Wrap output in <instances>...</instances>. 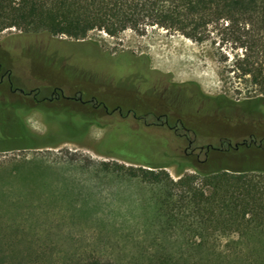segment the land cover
Wrapping results in <instances>:
<instances>
[{
  "label": "rangeland",
  "instance_id": "rangeland-1",
  "mask_svg": "<svg viewBox=\"0 0 264 264\" xmlns=\"http://www.w3.org/2000/svg\"><path fill=\"white\" fill-rule=\"evenodd\" d=\"M208 29L202 41L160 28L142 33L126 29L114 36L94 29L81 38L24 32L14 27L0 31V74L9 72V79L4 74L0 81V105L7 110L0 113V135L15 130L14 120L22 117L29 130L46 134L50 140L46 146L0 150V243L31 246L40 252L42 264L78 261L93 255L125 261L137 241L148 244L144 227L151 212L149 186L129 177L125 168H148L139 163L144 159H168L172 138L166 137L165 146L159 137L129 130L127 122L116 121L113 115L96 117L102 115L103 107L95 108L92 102L104 101L111 109L117 89L127 91L144 78L141 73L139 77L132 74V66H141L175 84L170 97L186 98L197 91L209 97L222 95L235 103L204 100L203 107L215 106L232 118L236 113H245L239 103L261 94L249 76L240 75L235 59L244 53L242 44H247V48L251 46L249 59L264 69L262 40L253 36L255 33L223 28L221 23L209 25ZM10 82L12 88H38V98L50 97L53 89L59 88L66 96L93 100L83 103L60 96L36 102L10 90ZM24 107L30 112L22 113ZM258 108L259 112L251 115L262 121L261 126L247 128L260 136L264 134V103ZM81 116H92L105 125L92 122L81 132L85 127ZM217 127L234 130L233 126ZM14 141L9 137L0 139V143ZM161 146L165 150L160 154ZM130 157L138 162H130ZM187 158L192 166L184 167L183 172L190 173L194 168L206 171L260 166L264 164V147L251 145L237 152H210L203 164L195 162L194 156ZM199 158H203L202 153ZM164 169L171 177L177 176L176 164ZM200 179L197 182H203L208 195L224 184L212 178ZM217 193L226 202L232 198L222 188ZM222 209L231 210L228 206ZM237 210L240 212L239 207ZM253 223L248 227L228 225L205 239L197 248L202 262L222 257L230 260L239 246L242 257L249 254L250 260L259 264L263 256L252 248L257 246L259 250L260 245L249 241L244 232L253 228L264 237V221ZM226 230L230 231L228 235L223 233Z\"/></svg>",
  "mask_w": 264,
  "mask_h": 264
},
{
  "label": "trees",
  "instance_id": "trees-1",
  "mask_svg": "<svg viewBox=\"0 0 264 264\" xmlns=\"http://www.w3.org/2000/svg\"><path fill=\"white\" fill-rule=\"evenodd\" d=\"M219 23L223 28L241 29L243 34L255 33L253 36H259L264 48V0H0V31L14 27L24 32L44 31L81 38L94 29L114 36L126 29L142 33L149 28H160L190 40L202 41L209 33V25ZM243 45L244 53L237 55L235 62L240 75L249 76L261 94L239 103L242 112L251 114L259 112L258 105L264 103V69L249 59L251 46ZM196 93L209 97L200 91ZM209 98L217 104L235 103L222 95ZM9 108L15 109L13 106ZM0 109V113L7 112L2 105ZM80 119L85 126L81 132L96 122L92 116H81ZM13 123L15 130L1 134L0 139L9 137L16 141L0 143V150L35 148L50 143L48 135L29 130L22 117ZM74 135L69 138L73 139ZM170 156L162 162H139L148 168H125L129 177L149 186L151 212L144 227L149 241L147 245L137 241L130 258L125 261L93 255L59 264H243L244 259L246 264H255L250 260L251 255L241 256L239 246L232 252V259L222 257L207 262H202L197 248L228 225L236 223L248 227L255 221H264V164L206 171L194 168L190 173L183 172L184 167L192 166L184 154L171 151ZM136 160L131 158L129 161L136 163ZM172 163L177 165L175 178L164 169ZM202 178L224 181V184L208 195L203 182H197ZM221 188L225 194L230 193L232 198L228 202L217 193ZM224 206L231 210L225 212ZM226 231L223 233L228 235L230 231ZM244 233L249 241L254 240L260 245L259 250L257 246L252 249L261 252L263 258L259 264H264V237L253 228ZM39 253L31 246L22 248L0 243V264H42Z\"/></svg>",
  "mask_w": 264,
  "mask_h": 264
},
{
  "label": "flooded vegetation",
  "instance_id": "flooded-vegetation-1",
  "mask_svg": "<svg viewBox=\"0 0 264 264\" xmlns=\"http://www.w3.org/2000/svg\"><path fill=\"white\" fill-rule=\"evenodd\" d=\"M132 74L138 76L143 74L133 83L132 88L127 91L117 89L111 103L113 106L108 110L104 101L82 100L80 95L66 96L59 88H54L50 97H37L38 88L24 90L22 88H12L11 82L9 88L12 91H18L21 95L31 97L33 101H45L58 99L60 96L65 99H74L85 103L92 102L96 108L103 107L102 115L96 117L113 115L117 121L127 122L129 130L145 132L146 134L159 137L160 141L165 142L169 136L171 140V151L182 153L186 157L194 156L195 162L205 163L210 152H230L239 151L242 147L248 148L251 145L264 147V134L257 136L255 130L251 127H260V123L249 114L236 113L232 116L219 112L218 108H204V100L214 101L209 97H202L195 93L186 98L170 97L172 87L175 84L162 80L154 75L155 71L144 70L143 67L132 66ZM9 79V72L0 74V81L3 76ZM140 74V75H141ZM56 90H59L58 93ZM129 97H132L129 100ZM22 113L30 112V108H22ZM96 120V119H95ZM98 125H105L103 122L96 121ZM233 126L234 130H218L217 126ZM248 127V128H247ZM159 153L165 150L164 147L158 149ZM203 158H199L200 154ZM163 160H158L162 162ZM140 162H153L144 159Z\"/></svg>",
  "mask_w": 264,
  "mask_h": 264
},
{
  "label": "water",
  "instance_id": "water-1",
  "mask_svg": "<svg viewBox=\"0 0 264 264\" xmlns=\"http://www.w3.org/2000/svg\"><path fill=\"white\" fill-rule=\"evenodd\" d=\"M47 144L43 143L41 146H46Z\"/></svg>",
  "mask_w": 264,
  "mask_h": 264
}]
</instances>
